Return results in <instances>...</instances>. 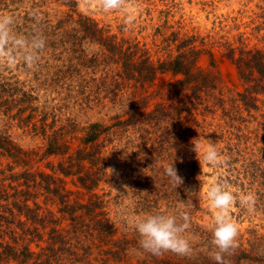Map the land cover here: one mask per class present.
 <instances>
[{
  "label": "rangeland",
  "instance_id": "1",
  "mask_svg": "<svg viewBox=\"0 0 264 264\" xmlns=\"http://www.w3.org/2000/svg\"><path fill=\"white\" fill-rule=\"evenodd\" d=\"M0 14L13 17L16 35L39 34L46 42L31 68L14 44L15 62L0 58V189L24 191V179H17L24 173L32 181L35 174L51 176L50 189L30 184L28 206L56 219L63 218L61 196H67L75 214H65L58 227L69 244L58 246L54 264H216L209 256L216 210L207 192L222 181L237 197L229 215L238 247L225 259L264 264V0H126L110 12L98 0H0ZM181 56L188 75L159 70L155 79H140L146 66ZM136 102L143 117L134 123ZM94 126L103 131L100 145L79 161L82 139ZM55 137L68 141L64 155L47 154ZM208 140L225 163H204ZM173 162L183 179L179 188L165 174ZM88 176L91 189L80 182ZM57 186L59 195L50 192ZM249 193L252 211L239 203ZM180 201L187 206L180 209ZM177 210L189 214L192 255L157 257L140 249L131 221ZM49 230L29 244L35 257L49 246ZM0 241L15 245L10 235Z\"/></svg>",
  "mask_w": 264,
  "mask_h": 264
},
{
  "label": "clouds",
  "instance_id": "2",
  "mask_svg": "<svg viewBox=\"0 0 264 264\" xmlns=\"http://www.w3.org/2000/svg\"><path fill=\"white\" fill-rule=\"evenodd\" d=\"M126 0H98L100 8L105 12L122 10ZM35 17V14H34ZM38 20V17H35ZM131 23V17L128 18ZM14 19L11 15L0 14V58L7 55L9 63L15 62V56L9 50V45L14 44L21 49L20 59L31 68L38 60V53L45 47V39L37 34L30 39L16 35L13 32ZM193 151L199 152V139L193 140ZM207 148L204 150L203 161L211 166H219L225 163L217 151L216 143L207 141ZM124 157H122L123 159ZM111 172L114 170L107 169ZM165 174L170 178L177 188L183 184V179L177 173L174 162L166 167ZM227 181H222L212 185L207 197L210 207L215 211L213 223L211 225V251L209 256L216 264H229L225 256L232 255L238 247V227L231 219L229 212L237 202V197L229 190ZM241 206L249 211L253 210L255 197L249 193L240 198ZM187 206V201H180L179 208ZM189 214L186 211L177 210L169 213L145 214L143 217L135 218L131 221V227L138 234V245L145 253L152 256H161L164 253H173L180 257H190L193 253L190 240L185 233L190 227Z\"/></svg>",
  "mask_w": 264,
  "mask_h": 264
},
{
  "label": "trees",
  "instance_id": "3",
  "mask_svg": "<svg viewBox=\"0 0 264 264\" xmlns=\"http://www.w3.org/2000/svg\"><path fill=\"white\" fill-rule=\"evenodd\" d=\"M112 52H118L120 48H116V46L111 47ZM131 48L128 49V51ZM129 62V61H127ZM148 62V61H146ZM244 57L239 59L238 63H243ZM130 63L126 64V67H128L129 71L127 75L133 76L134 71L133 65L129 66ZM187 63L185 62V58L183 59L182 56L178 58L175 62H172L170 64H163L159 68H152L150 69V66H146V74H142L140 76L141 80H147L150 81L151 79H155L157 72L161 70V72L165 73L167 71H172L174 74L183 73L184 75H188V69H187ZM143 66V67H145ZM151 74V75H150ZM142 109V103L136 102L132 105V109L130 111V121L131 122H139V120L143 117L139 113V111ZM135 118H137L135 120ZM129 121V122H130ZM145 122H149L150 124V118L145 117ZM128 121L124 124L125 126L130 125ZM97 126H94L90 129V132L87 133L85 138L82 139L81 145L83 147L79 149L77 152L78 154V160L82 161L84 159H87V157H92L95 153V150L98 148L96 145L98 144L99 139L101 138L103 131L96 128ZM109 131V130H108ZM111 134V132H107V137ZM104 139V142L108 141V139ZM68 144V141H64L63 143L60 141L59 138H51L50 141H48V150L47 154H57V155H64L66 152V147L64 145ZM91 148L94 150L93 152H89L86 154L88 149ZM63 170V174H69L67 173V170L64 169V165H60ZM35 181L31 180V176L29 173H24L20 175L17 179H24L25 183L24 186L26 189L24 191H17L14 194L9 193V189L2 190L0 189V200L7 201V204L5 206L0 205V208L3 209V215H0V236L3 237L4 235H10L12 237V240L14 242V246L10 243L8 245H5L3 242L0 241V249L3 251L0 252V261H9L11 258H14V260H17L20 262V264H27L31 260H34L33 264H54L57 262L59 257H55L58 250L59 245H67L69 243L65 242V236L63 230L59 229L58 227L61 225V221L65 219V214H69L70 216H73L75 212H71L70 207L67 206V196H61L62 204L65 205L64 210L61 211L63 214V218L56 219L55 214L51 211L44 212L42 215L40 214L41 208L36 205V208L32 209L28 206V202L33 200V195L30 192L33 186H30V184L36 183L34 187L36 189L41 188V186L44 188H51V176H45L44 174H35L34 175ZM38 178H41L40 182L38 183L36 180ZM54 178V177H53ZM16 179V180H17ZM92 176L88 177H82L80 178V182L83 187L87 189H91L90 187H87V184L91 182ZM93 182V181H92ZM56 183V182H55ZM31 188V189H30ZM6 191V192H5ZM5 192V193H4ZM51 193H55L56 195L60 194L62 192V189L57 186L56 190L54 192L50 191ZM4 193V194H2ZM19 198H23L22 200ZM12 200L10 203L9 201ZM24 216L25 220L21 221V217ZM19 219V220H18ZM73 221H77L75 217H73ZM48 228H50L49 232L46 233L48 236V244L49 246L45 251H43V254L38 255L35 257V254L30 252L29 250V244L38 239L42 240L45 236L44 231H46ZM20 230L21 233L18 231ZM43 257L45 259L43 260ZM57 258V260H55Z\"/></svg>",
  "mask_w": 264,
  "mask_h": 264
}]
</instances>
